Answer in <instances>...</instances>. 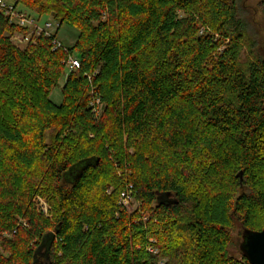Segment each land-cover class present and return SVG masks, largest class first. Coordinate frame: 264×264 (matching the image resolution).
<instances>
[{"label":"trees","instance_id":"trees-1","mask_svg":"<svg viewBox=\"0 0 264 264\" xmlns=\"http://www.w3.org/2000/svg\"><path fill=\"white\" fill-rule=\"evenodd\" d=\"M8 1L79 35L21 49L0 10V264H251L239 245L264 228V52L241 61L239 0Z\"/></svg>","mask_w":264,"mask_h":264},{"label":"rangeland","instance_id":"rangeland-1","mask_svg":"<svg viewBox=\"0 0 264 264\" xmlns=\"http://www.w3.org/2000/svg\"><path fill=\"white\" fill-rule=\"evenodd\" d=\"M262 0H239V8L242 16L246 20L248 24V42L246 43L245 47L243 48L242 54H241V61L247 62L250 59H253L256 57V55L259 54V52H264V9L261 5ZM26 13L30 14L31 16H35L37 13L33 12L31 10L22 9ZM32 12V13H31ZM49 21L53 24V32L56 34V37L58 41H60L64 47L71 48L74 46L78 39L79 31L76 27L70 26L68 24H63L61 28L58 29L57 22L53 19L51 15H43L41 18V24H44V22ZM19 30L14 31L11 34V42L15 44L17 47L21 49H26L30 43H35L36 38L33 39L30 42H24V43H17L14 40V37L16 36V33H19ZM55 37V38H56ZM62 48V47H61ZM58 48V49H61ZM65 49V48H62ZM66 50V49H65ZM74 56H76L75 53H73ZM69 57V56H68ZM68 57L67 60H64L63 63L70 69L68 65ZM68 70V71H69ZM65 79H61L58 87L54 88L51 91L50 97L55 103H61L63 99L61 88L64 84ZM97 102V101H96ZM98 110L101 112L100 116L103 113V104L98 103ZM48 142H50V137L48 138ZM125 142L127 140L125 139ZM128 149V148H127ZM129 154H133V149H128ZM129 195L128 198V205L126 206L127 210L129 212H134L138 209V202H136L134 195L132 193H127ZM123 202V199L121 200ZM32 202L37 210V212L41 213L45 217L52 218L54 215V208L52 204L49 202V200L39 193H34L32 196ZM141 215L143 216V219L147 220L149 218V214L147 212H142ZM19 223H21L22 226H27V223L23 217L19 218ZM242 229L236 228L233 231V235L235 236L236 241H240ZM241 233V234H240ZM154 243L157 242L156 239H151ZM151 251H154L155 253L158 251L156 248L151 249ZM231 255L234 257L241 259V252L238 247H231L230 249ZM0 255L4 257H8L10 255L9 252L4 251L3 248H1ZM166 258H162L159 260L158 264H166L167 263Z\"/></svg>","mask_w":264,"mask_h":264},{"label":"built area","instance_id":"built-area-1","mask_svg":"<svg viewBox=\"0 0 264 264\" xmlns=\"http://www.w3.org/2000/svg\"><path fill=\"white\" fill-rule=\"evenodd\" d=\"M0 10L3 11L8 17L12 24H16L20 28H23L24 31H20L16 33L14 40L17 43L30 42L35 38L40 36L50 37L52 39V45L54 49L65 48L64 45L58 41L57 37L55 38V34L53 32V24L49 21L41 24V20L35 16H31L25 11L21 10L19 6L15 3L10 2L8 0H0ZM58 27V23H57ZM68 65L71 70H76L81 67V61L77 56L70 54L68 57ZM97 103L99 101L97 100ZM129 195L127 193H123V204L125 206L128 205Z\"/></svg>","mask_w":264,"mask_h":264},{"label":"water","instance_id":"water-1","mask_svg":"<svg viewBox=\"0 0 264 264\" xmlns=\"http://www.w3.org/2000/svg\"><path fill=\"white\" fill-rule=\"evenodd\" d=\"M55 238V232L47 234L39 249H46V253H48ZM239 248L251 264H264V228L261 230L245 229Z\"/></svg>","mask_w":264,"mask_h":264}]
</instances>
